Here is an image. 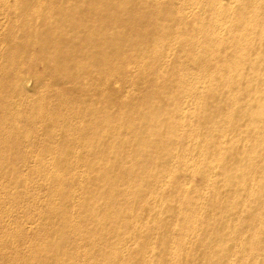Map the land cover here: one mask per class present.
I'll return each instance as SVG.
<instances>
[{
	"label": "bare ground",
	"instance_id": "obj_1",
	"mask_svg": "<svg viewBox=\"0 0 264 264\" xmlns=\"http://www.w3.org/2000/svg\"><path fill=\"white\" fill-rule=\"evenodd\" d=\"M119 1L113 9L104 0H16L13 7L2 0L0 10L10 11H0L8 16L0 43L20 37L25 50L18 45L7 52L0 66L15 73L2 82L5 103L31 88L32 78L21 80L31 59L43 61L46 69L36 79L39 98L32 107L38 117L22 115L30 129L19 130L11 143L0 136V152L11 149L21 163L36 158L40 169L22 178L5 171L8 189L19 188L26 198L18 201L11 194L5 204L29 218L40 216L43 225L33 238L14 225L1 233L0 244L13 251L18 264H63L65 254L68 264H120L129 257L137 264H179L170 255L195 263L199 251L209 264H230L232 252L235 264H264V0ZM133 11H151L155 23L146 29L151 17ZM186 11H207L209 19L190 21L193 15ZM197 25L205 34L196 32ZM173 37L181 50L169 61ZM154 42L160 44L148 55ZM37 44L42 56L32 50ZM103 53L112 66L97 65ZM53 54L57 58L51 59ZM232 69L238 76L230 74ZM49 75L61 84H50ZM239 98L244 104L237 108ZM45 104L48 115H42ZM115 110L121 111L118 118L112 116ZM187 116L194 118L189 131ZM31 121L52 124L38 136ZM227 130L236 137L227 139ZM137 167L146 172L145 180L155 171L166 176L145 191L144 181L135 176ZM177 170L192 176L204 172L205 187L190 193L173 189L170 174ZM216 177L224 187L235 185L236 193L221 192ZM122 182L125 187L117 188ZM184 194L207 213L183 206ZM134 200L141 204L139 216ZM96 202L106 209L96 212ZM240 203L243 221L232 224L230 214ZM42 206L45 210H39ZM217 222L228 231L236 233L240 226L246 231L239 246L233 241V249L224 247L225 238L214 232ZM116 225L124 245L145 237L151 246L119 252L108 235ZM190 233L199 243L179 250L188 245ZM29 240L35 241L29 245ZM209 244H214L210 251Z\"/></svg>",
	"mask_w": 264,
	"mask_h": 264
},
{
	"label": "rangeland",
	"instance_id": "obj_2",
	"mask_svg": "<svg viewBox=\"0 0 264 264\" xmlns=\"http://www.w3.org/2000/svg\"><path fill=\"white\" fill-rule=\"evenodd\" d=\"M105 3L108 5L109 3H111V6L113 7V9H117L120 6V1L119 0H104ZM145 1H152V0H145ZM4 2H2V0H0V7ZM10 7H13L16 4V0H9ZM14 11H16L17 8H13ZM105 11H109L107 9H104ZM0 11H10L9 9L6 10H0ZM133 12H138L141 16L143 17V14L146 15L145 13H147L150 17L151 15H153L152 13H150L151 11H133ZM185 13H187L188 16H192L190 18V21L193 19V17H198L199 19H201L202 21H207V19H209V15L207 13V11H186ZM202 13V14H201ZM137 14V15H139ZM6 19H8V16L6 14H1L0 13V35H2V38L5 37L6 31H7V21ZM141 21L143 19H140ZM154 18H150L148 21H146L144 27H146V29H150L151 26H149V23L154 24ZM45 22V20H43V23ZM142 27V24H141ZM197 33L199 34H205L203 32H200L198 29L201 28V25H197L193 27ZM142 29V28H141ZM151 33V32H150ZM170 35V34H169ZM167 36V39L171 38L170 36ZM248 37L249 40L252 39V32ZM176 39V40H175ZM179 38H175L173 37L171 40V49L169 50V56L167 58V60L171 61L174 58V54L176 52H179L181 50V47L179 46L180 42L178 40ZM5 41V40H4ZM20 37L15 38L12 41H9L8 44H4V42L0 43V66L2 65L3 61H7V52H11L14 49L16 50L18 45L20 48V52H24V48L23 46H20ZM168 42V41H167ZM175 42V44H174ZM160 43H156L154 42L150 48H148L147 53L149 55V53H151L152 50H154L155 48H157V46H159ZM8 45H11L9 47H7ZM181 45V44H180ZM41 46L40 45H35L33 47V51H35V53H40V56H42V52L43 50H40ZM6 54V55H5ZM15 57V55H13ZM18 56V55H17ZM51 59L57 58L55 54L50 56ZM41 60V59H40ZM31 66L29 67V70L27 72H23V76L21 77V80H26L28 78H32V86L30 89L24 91L23 93H20L18 95H14V97L8 102L5 103V98H3V91H2V87H3V83L5 80V77L7 75H14L15 73L10 72L7 69H2L0 67V136L2 137L3 141H6L8 143H11L13 141H15V134L19 131V130H28L30 129L28 123L23 120L22 115L23 114H27V116L29 118H31V115H35L37 109H34L32 106L34 105V103L36 102V100L39 98L38 95V88L39 86L36 83V79L39 77V75H43L44 71H45V67L46 64L43 61H39V60H32L31 59ZM102 61V62H101ZM101 61H99L97 63V65L103 64V65H113V60L112 58L109 56L108 53H103L102 57H101ZM31 68V69H30ZM29 73V74H28ZM231 75H235L238 76V71L236 69H232L230 71ZM50 76V75H49ZM124 78H127L126 75H124ZM35 79V80H33ZM49 83L50 84H57L60 85L61 84V79H55L53 77H48ZM79 82V79H77ZM81 82H83V80H81ZM138 85L140 84L137 83ZM159 93H161L162 95H165V91H167L166 88H164L162 83H159ZM71 86L69 85V87H66L64 90H69ZM207 85L203 86L204 89H206ZM30 90V91H29ZM54 92H56V88H54ZM53 92V93H54ZM256 90L253 91H248V94H254L256 93ZM57 93V92H56ZM134 96V95H133ZM136 99H139V95L134 96ZM56 99V97H55ZM60 102V100L56 101V103ZM62 103H63V99H62ZM244 104V100L242 98H239L236 100V106L238 107H242ZM165 106H169L167 103L165 104ZM224 105H221V107H223ZM44 111L42 115H48L50 113V105L45 104L44 105ZM33 108V109H32ZM169 108H173V106H169ZM196 107H191L189 109V112L191 111V109H195ZM198 109V108H197ZM196 109V110H197ZM31 110V112H30ZM194 111V110H193ZM191 111V112H193ZM261 110H258V112H260ZM121 114V111H117L115 110L112 114L113 117L118 118L119 115ZM38 117V116H37ZM32 119V118H31ZM30 119V120H31ZM185 119V125H186V131H189L192 127V125L194 124V118H190V116L184 117ZM51 122L47 121V123L43 124H39L36 123V121H31V124H33V128H35L38 132V136L40 134H44L43 130L45 129V127H47ZM52 124V123H51ZM190 126V127H189ZM185 130V129H184ZM182 131L185 134L187 133L186 131ZM167 131V130H165ZM246 130H242L241 134L244 135L241 140H240V144L243 145V147L245 146V142H246ZM127 134L123 135V137H125ZM184 136V135H183ZM225 136L227 137V139L231 140L234 139L236 137V132L232 131V130H227L225 133ZM142 142V141H141ZM199 143L196 142L194 143V145H191V147L197 146ZM1 149V147H0ZM246 149V148H244ZM24 151V150H23ZM25 152V151H24ZM11 149H9L8 151L5 152H0V235L3 231L8 230L10 228H14V225L19 227L20 230L25 232V237H29V238H33L34 235L38 232V230L41 228V226L43 225V221L41 219L40 216L38 215H34L31 218H29V216L25 215L24 212H17L11 205H9L6 203V198L8 196H10L12 194V196L19 200L22 201H26V198L22 196L23 190L19 189V188H13L11 191L8 189L7 184H8V177L6 176V173H9L10 175H12L15 171L16 176H20V178H22V173L27 174L28 172L31 171H37L40 170L39 168V162L36 160V158H31L29 159V161L27 163H21L19 162L20 160H16L15 156H12L11 154ZM179 153V155L182 153L181 151H177V150H173L171 151V154H176ZM183 153H186L183 151ZM23 155L25 156H31V154H27V153H23ZM2 162L4 163V165L2 164ZM180 166V165H179ZM216 170L219 171V173L217 174V177L221 176V168L219 166H217ZM138 172V173H137ZM135 176L139 179V180H143L144 184L142 185L143 188L145 189V191H152L155 184L159 183L162 179L163 176H166V174L164 175L163 172H156L153 173L152 175H150L146 180L145 177L147 176L146 172L143 170L142 167H137L135 169ZM141 176V177H140ZM169 175H167L168 177ZM215 179V182H217V185L219 187V190L221 192H225V195H230L232 196L234 193H236L237 191V187L235 185H229V186H222L221 185V181L219 178ZM206 176L205 173L201 172L195 175H190V173H188L186 170H177L173 173L170 174V181L172 184V188H176V187H181L183 189H185V191L187 193H190L194 190H198V189H203L205 187V180ZM125 182H122L120 184H117V188H121V187H125L124 186ZM79 184L77 185L76 183V188H79ZM46 198V195H41L40 201H44ZM126 201L122 199L121 204H124ZM134 208H135V214L137 213V215L139 216L141 214L140 211V202L138 200H134L133 202ZM181 204H183V206L185 207H189L191 209H196L199 215H205L207 212L206 210H204L201 206H197L195 204V202L191 201V197L189 196V194H184L181 197ZM99 205V206H98ZM94 209L96 212H101L104 211L106 209L105 204L101 203V202H96ZM39 210H45V208L42 206L39 208ZM256 211V210H254ZM38 213V212H37ZM201 213V214H200ZM203 213V214H202ZM245 213V207L240 203L238 205H236V207L232 210L230 217H231V222L236 223V222H242L243 221V214ZM172 213H169L168 219L170 220H174L175 218H173ZM118 225H116L115 227H117ZM177 226H182V222H179V224H177ZM239 231L238 232H234V231H228L225 226L220 223L217 222V226L214 228V232L217 233L218 235L222 236V238H225V243H224V247L226 249H233L234 248V243L239 246L241 243V238H243L246 235V231H241L242 227L240 226V228H238ZM190 232V231H189ZM204 233H207V230L204 231ZM210 234L212 233V231L209 232ZM226 233V234H224ZM109 237L113 238V242H114V247L119 251H128L130 250L131 252L134 250H137L139 248L144 247L145 244H148L150 241H148L147 238L143 237L141 239H136L135 241L129 243L128 245H124L120 240L122 239V234H120L118 232V227L115 228L113 231L108 232ZM232 236V237H231ZM177 238H179V236L176 235ZM33 241L35 240H29L28 243L29 245L31 243H33ZM188 245L186 247L183 248H179V250H184V252L192 249L195 245H197L199 243V237L194 236L190 233L189 238H187L185 240ZM41 243L44 246H48V241L42 240ZM122 243V244H121ZM230 244V245H228ZM28 245V246H29ZM148 246H151V243H149ZM135 247V248H134ZM208 250H212L214 248V244H209L207 245ZM29 251L28 248L24 249L21 253ZM27 251V252H28ZM27 254V253H26ZM244 253H242L243 255ZM13 251L10 250V248L8 246H5L4 244H0V264H2L3 262L5 264H18L17 261L13 260ZM180 255V254H179ZM181 257L178 258L177 255H173V256H169L168 259L169 260H175L177 262H179V264H209L210 262H208L207 259H205V255L202 251H199L197 253V260L195 263H187L186 260H183V255H180ZM230 256V264H235L238 260V258L234 255V253L232 252L231 254H229ZM243 256H246L243 255ZM66 259V260H65ZM62 262L63 264H68L71 262L70 257L65 254L62 257ZM120 264H137L135 259L132 258H122L120 260Z\"/></svg>",
	"mask_w": 264,
	"mask_h": 264
}]
</instances>
